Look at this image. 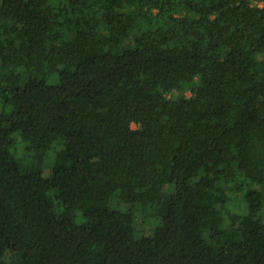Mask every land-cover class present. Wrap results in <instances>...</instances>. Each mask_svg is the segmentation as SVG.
<instances>
[{"label":"trees","instance_id":"1","mask_svg":"<svg viewBox=\"0 0 264 264\" xmlns=\"http://www.w3.org/2000/svg\"><path fill=\"white\" fill-rule=\"evenodd\" d=\"M0 264H264V0H0Z\"/></svg>","mask_w":264,"mask_h":264},{"label":"rangeland","instance_id":"2","mask_svg":"<svg viewBox=\"0 0 264 264\" xmlns=\"http://www.w3.org/2000/svg\"><path fill=\"white\" fill-rule=\"evenodd\" d=\"M260 4L262 5L263 4V2H260ZM48 80L50 81V82H53V83H56V82H58V80H59V77H58V74L57 73H55V74H53V75H51L49 78H48ZM185 92H186V94L187 95H190L191 94V88H187L186 90H185ZM174 93L176 94L177 93V90H175L174 91ZM134 126H135V124H134ZM47 171H48V169H47ZM241 202L243 203V198L241 199V197L239 198V201L237 202L239 205H237V207H236V209L237 210H240V204H241ZM128 204L127 203H125V202H119V201H117V200H111V207H114V208H123V209H125V208H128ZM138 218H139V222H140V220L142 219L141 218V216H139L138 215ZM151 224H153V223H151V222H143V223H141L140 224V229H141V232L142 233H146V232H150L151 233V228H152V226H151ZM6 257V259H9V257H10V255H6L5 256Z\"/></svg>","mask_w":264,"mask_h":264}]
</instances>
